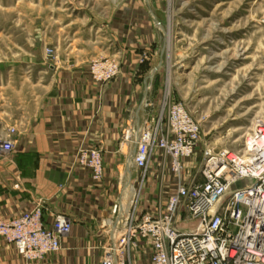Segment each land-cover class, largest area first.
Here are the masks:
<instances>
[{
    "label": "rangeland",
    "instance_id": "374dc122",
    "mask_svg": "<svg viewBox=\"0 0 264 264\" xmlns=\"http://www.w3.org/2000/svg\"><path fill=\"white\" fill-rule=\"evenodd\" d=\"M127 30L131 46L120 38ZM74 49L87 50L90 67L116 58L120 74L135 50L156 112L165 99L182 102L216 150L243 149L264 122V0H0V80L19 84L3 86L6 97L15 100L21 81L41 89L49 66ZM152 188L133 183L124 204L135 201L141 212L148 199L160 211L174 185L160 197Z\"/></svg>",
    "mask_w": 264,
    "mask_h": 264
},
{
    "label": "built area",
    "instance_id": "2783aa9c",
    "mask_svg": "<svg viewBox=\"0 0 264 264\" xmlns=\"http://www.w3.org/2000/svg\"><path fill=\"white\" fill-rule=\"evenodd\" d=\"M90 70L102 85L121 72L116 58L95 60ZM142 107L143 121L122 134L127 181L104 224L109 243L101 264H132L133 248L147 242L151 264H264V122L253 126L243 149L216 150L203 143L200 123L182 102L165 99L156 112L146 97ZM14 133L0 135V160L13 153ZM157 155L168 159L174 189L156 214L138 212L135 201L128 207L124 197L133 183H146ZM76 163L91 171L94 182L103 180L100 149L79 150ZM46 203L39 201L14 220H0V237L16 247L24 264L60 252L73 231V220L62 213L46 224Z\"/></svg>",
    "mask_w": 264,
    "mask_h": 264
},
{
    "label": "crops",
    "instance_id": "0c3cea01",
    "mask_svg": "<svg viewBox=\"0 0 264 264\" xmlns=\"http://www.w3.org/2000/svg\"><path fill=\"white\" fill-rule=\"evenodd\" d=\"M125 32L120 38L131 46L134 40L128 38L135 36ZM129 51L122 58V73L105 85L92 78L86 49H74L61 58L59 66L50 65L52 78L41 89L33 79L29 85L19 82L22 86L14 90L15 100L1 89L14 84L18 88V81L0 80V135L15 131L13 153L0 160V220H14L45 200L47 225L57 213L68 215L74 223L60 252L30 264L102 262L109 243L104 224L113 217V206L127 181L129 156L120 148L122 134L147 114L142 107L146 78L137 76V55ZM81 149L102 151L105 174L100 183L93 181L88 168L76 163ZM188 164L191 170L194 162ZM166 172H171L168 159L157 155L146 181L153 186L151 194L162 196L168 181L175 185ZM145 205L142 211L159 210L148 199ZM149 244L133 248L132 264H151ZM0 264H24L16 247L4 238H0Z\"/></svg>",
    "mask_w": 264,
    "mask_h": 264
},
{
    "label": "bare ground",
    "instance_id": "6f19581e",
    "mask_svg": "<svg viewBox=\"0 0 264 264\" xmlns=\"http://www.w3.org/2000/svg\"><path fill=\"white\" fill-rule=\"evenodd\" d=\"M170 34H172V33H169V36H171ZM169 44H171V42L169 43ZM169 80V79H168ZM134 192H135V190H134ZM127 205V204H126Z\"/></svg>",
    "mask_w": 264,
    "mask_h": 264
}]
</instances>
